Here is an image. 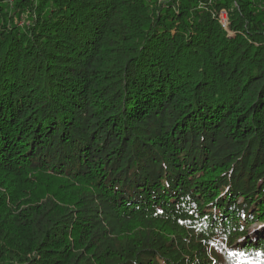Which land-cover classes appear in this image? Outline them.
Returning a JSON list of instances; mask_svg holds the SVG:
<instances>
[{
    "label": "trees",
    "instance_id": "16d2710c",
    "mask_svg": "<svg viewBox=\"0 0 264 264\" xmlns=\"http://www.w3.org/2000/svg\"><path fill=\"white\" fill-rule=\"evenodd\" d=\"M0 264H264V0H0Z\"/></svg>",
    "mask_w": 264,
    "mask_h": 264
},
{
    "label": "built area",
    "instance_id": "2783aa9c",
    "mask_svg": "<svg viewBox=\"0 0 264 264\" xmlns=\"http://www.w3.org/2000/svg\"><path fill=\"white\" fill-rule=\"evenodd\" d=\"M221 18H222V21L225 23L226 19H227V16H226L225 12L221 13Z\"/></svg>",
    "mask_w": 264,
    "mask_h": 264
}]
</instances>
